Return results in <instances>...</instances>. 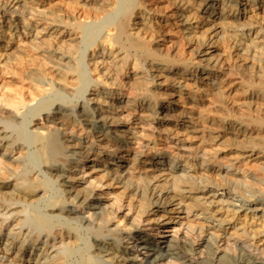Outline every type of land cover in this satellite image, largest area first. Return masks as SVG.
I'll list each match as a JSON object with an SVG mask.
<instances>
[{"label": "bare ground", "instance_id": "1", "mask_svg": "<svg viewBox=\"0 0 264 264\" xmlns=\"http://www.w3.org/2000/svg\"><path fill=\"white\" fill-rule=\"evenodd\" d=\"M54 2L0 0V63L19 38L54 72L25 73L52 95L0 109V264H264V0ZM89 46L136 98L96 89L73 111Z\"/></svg>", "mask_w": 264, "mask_h": 264}, {"label": "rangeland", "instance_id": "2", "mask_svg": "<svg viewBox=\"0 0 264 264\" xmlns=\"http://www.w3.org/2000/svg\"><path fill=\"white\" fill-rule=\"evenodd\" d=\"M54 3H56L58 6H61V7H67L68 5L66 4L67 0H52ZM57 1V2H56ZM59 3V4H58ZM64 4V5H63ZM263 8H260V11L262 10ZM153 12V10H152ZM153 16V17H152ZM151 16V20L150 22V26L151 27H157V22L156 20H154V15ZM84 19L83 17H80V21L81 22H84L85 24H92V23H95L98 21V19ZM155 22V23H154ZM156 24V25H155ZM153 25V26H152ZM104 33V34H103ZM109 33H112V31L109 29V30H104L102 32V37L101 39L99 38V40H102L107 34ZM17 40V41H16ZM15 40V44L14 45H17V46H20L21 48H23L24 50V53H23V56L24 57H20L19 58V61H14L12 62L11 64H8V65H3L2 63H0V109H3L4 111L8 112V113H11V112H14L16 114H18V116L22 115L25 110L29 107H32L33 105H35V103L40 99V98H44V97H47L48 95H52L53 94V90L50 86L48 85H41L34 82V81H31V80H27L25 78V73L30 69H35L36 71H38L41 75H44L46 78H49L50 76H53L52 73L54 74L53 72V67L52 64L41 54H38L40 52H38L36 49H32L28 43H26L27 41H25V39H16ZM23 41V42H22ZM25 42V43H24ZM17 43V44H16ZM24 43V44H23ZM26 45V46H25ZM105 46H107V43H104ZM96 49L93 50V46H89L85 52V56H84V59H83V62L86 64V66L84 67V70L88 73V75L91 77V83H90V86L88 87V89L86 90V92L84 93V95L81 97V96H75L73 99L72 98H69V101H72V105H75L73 106V111L76 112L75 108L76 106L82 101L83 102H86L87 100H85V97L86 99H88L89 97H91L93 95V92L94 90H105V91H108V92H113L116 94V96L119 98L120 102L122 100V102L126 101L125 99H128L129 97H135V95L131 94L127 89H121V90H117V88H113V86L111 87V84H109L110 82V79L107 78V77H110L111 76H114L115 74H111L113 71L111 70L107 77L105 76H102L101 73L102 71H105L110 65H108L109 63V59H107L106 57H103L102 58L98 55L99 54V47H95ZM98 48V49H97ZM108 48V47H107ZM28 49V50H27ZM36 51V52H35ZM26 52V53H25ZM29 52V53H28ZM28 57H25V55ZM43 56V57H42ZM91 58V59H90ZM97 58V59H96ZM24 59L25 61H30L29 63L28 62H24ZM103 59V60H101ZM36 60V61H35ZM96 60V61H95ZM98 60V61H97ZM100 60V61H99ZM90 61V62H89ZM102 61V62H101ZM104 61V62H103ZM106 61V62H105ZM16 62V63H15ZM21 62V63H20ZM35 62V63H34ZM87 62H89V64L87 65ZM19 63V64H17ZM23 63H26L28 65H24ZM32 63V65H31ZM105 63V64H103ZM15 64V65H14ZM19 66H17V65ZM26 66L25 67H21V66ZM107 65V66H106ZM95 66V67H94ZM99 68H98V67ZM106 66V67H105ZM132 66V65H131ZM97 67V68H96ZM130 67V66H129ZM128 67V68H129ZM5 68V69H4ZM22 68V70L20 69ZM101 68V69H100ZM27 69V70H25ZM93 69V70H92ZM102 69H105V70H102ZM47 70V72L45 71ZM128 70V69H127ZM129 70H132L129 68ZM18 71V72H17ZM23 71V72H22ZM45 71V72H44ZM52 71V73H51ZM15 72V73H14ZM50 73V74H49ZM47 74V76H46ZM110 74V76H109ZM120 76L122 75V73H118ZM21 75V76H20ZM24 75V76H23ZM50 75V76H49ZM73 75V74H71ZM104 77V78H103ZM119 77V76H118ZM69 79V80H68ZM67 79V85H69L68 87L71 89L72 87H75L76 83L74 81V79H71L70 77ZM21 81V82H20ZM26 84H25V82ZM73 83H72V82ZM99 81V82H98ZM104 81V83H103ZM109 81V82H108ZM72 84H71V83ZM6 83V84H5ZM70 83V84H69ZM9 84V85H8ZM12 84V85H11ZM102 84V85H101ZM28 85V86H27ZM39 87H38V86ZM71 85V86H70ZM100 85V86H99ZM109 85V86H108ZM12 86V87H11ZM14 86V87H13ZM22 86V87H21ZM96 86V87H95ZM99 86V88H98ZM25 87V88H24ZM28 87V88H27ZM30 87V88H29ZM3 89V90H2ZM14 89V90H12ZM16 89V92L15 95H14V91ZM28 89V90H26ZM30 89L31 92H30ZM37 89V90H36ZM110 89V91H109ZM35 90V91H33ZM5 92V93H4ZM24 92V93H23ZM38 94H35L37 93ZM7 93V94H6ZM34 93V95H33ZM119 93V94H118ZM129 94V95H128ZM3 95V96H2ZM24 95V96H23ZM30 97H28V96ZM38 95V96H37ZM12 97L13 99L17 100V98L21 99V100H25L23 103V106H20L17 110L14 108V107H11L9 106L8 104H6L5 100L8 98V97ZM27 96V97H26ZM34 96V97H33ZM95 95H93L92 97H94ZM163 96V95H161ZM31 97L33 99H31ZM78 98V99H77ZM98 98V97H96ZM18 99V100H19ZM30 99V100H29ZM67 99V98H66ZM71 99V100H70ZM68 100V99H67ZM79 100V101H78ZM75 101V102H74ZM5 102V103H4ZM71 104H68V105H71ZM196 110V109H194ZM18 112V113H17ZM72 112L74 116H76V113ZM216 112H210V114L212 115H216L215 114ZM28 129L31 131V128H30V125L28 127ZM76 130V133H79V132H82L84 133L82 130V127L80 125H78V127L75 128ZM30 146V147H29ZM158 145H153L151 144L150 147H151V150L152 151H155V150H159V148H157ZM32 147V148H31ZM3 148L0 147V152L2 153L3 152ZM24 150V152H23ZM33 150V146L32 145H26V148L24 149H18V148H15L13 150V152L10 154V158H15V157H20L22 154H24L25 152H29L31 153ZM157 150V151H158ZM18 151V152H17ZM21 151V152H20ZM21 153V154H20ZM1 158V156H0ZM180 160H182L181 158H179ZM243 166V167H242ZM241 167V170H247L249 166H246V165H242ZM245 167V168H244ZM247 167V168H246ZM252 169V168H251ZM36 171V172H35ZM31 172L33 173H30V176H36L37 173H39V177L44 180L46 179V177L37 169H34L32 170ZM36 173V174H35ZM33 174V175H32ZM57 186V187H56ZM52 189V191H51ZM47 192H46V200L48 199H52L54 197H56L57 193L60 195L59 196V199H62V194H60V191H61V186L57 183H52L51 187L47 188ZM56 192H55V191ZM58 191V192H57ZM52 195H51V194ZM51 195V196H50ZM49 198H48V197ZM65 198V196H64ZM41 204H45V201H43V203L41 202ZM43 205H41L43 207V211H45V208ZM41 207V208H42ZM82 232V233H81ZM81 234V237L84 238L87 236V231L84 230L83 228H81L80 232ZM84 234V235H83ZM82 241L80 242L81 246H82Z\"/></svg>", "mask_w": 264, "mask_h": 264}]
</instances>
